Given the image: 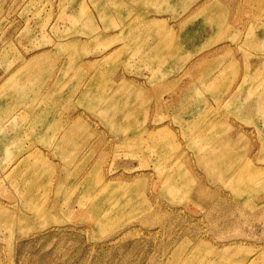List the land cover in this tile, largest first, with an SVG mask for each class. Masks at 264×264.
<instances>
[{
    "label": "rangeland",
    "instance_id": "rangeland-1",
    "mask_svg": "<svg viewBox=\"0 0 264 264\" xmlns=\"http://www.w3.org/2000/svg\"><path fill=\"white\" fill-rule=\"evenodd\" d=\"M0 264H264V0H0Z\"/></svg>",
    "mask_w": 264,
    "mask_h": 264
}]
</instances>
